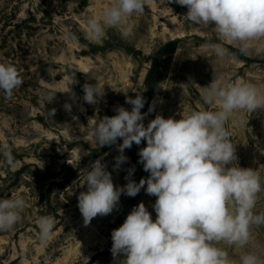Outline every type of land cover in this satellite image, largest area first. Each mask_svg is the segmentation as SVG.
<instances>
[{
  "label": "rangeland",
  "instance_id": "374dc122",
  "mask_svg": "<svg viewBox=\"0 0 264 264\" xmlns=\"http://www.w3.org/2000/svg\"><path fill=\"white\" fill-rule=\"evenodd\" d=\"M110 3L0 0V63L16 66L24 81L10 98L0 91V147L6 145L13 157L9 166L0 153V198L19 195L27 202L22 222L11 231H0V264H119L123 256L114 258L111 253L112 230L141 202L155 219L156 198L144 189L135 197L122 194L117 209L87 226L78 208V195L86 191L82 171L98 159L117 187L128 182L129 169L134 168L130 178L137 183L149 175L139 163L146 142L125 149L128 159L116 167L122 140L99 147L91 136L94 121L115 115L119 106L131 110L126 96H143L147 125L157 114L180 119L193 110H211L201 93L213 75L224 82L246 81L264 88V54H243L222 42L229 55L219 59L208 47L220 42L216 34L188 22L187 8L174 0H147L142 15L128 18L131 34L112 28L102 41H91L86 20L99 18ZM169 42L175 47L164 79L147 98L144 80L150 59ZM74 75L77 83L70 85ZM85 83L105 89L97 104L83 100ZM151 105L154 110L149 112ZM228 127L238 164L264 177V109L246 114L243 124L234 118ZM256 211H264V193ZM43 215L56 218L46 243L39 239L37 223ZM253 240L250 250L264 252V226L254 230Z\"/></svg>",
  "mask_w": 264,
  "mask_h": 264
},
{
  "label": "clouds",
  "instance_id": "9594fccd",
  "mask_svg": "<svg viewBox=\"0 0 264 264\" xmlns=\"http://www.w3.org/2000/svg\"><path fill=\"white\" fill-rule=\"evenodd\" d=\"M146 2L111 0L99 18H87L88 38L102 41L112 28L131 34L128 18L142 15ZM174 2L187 8L184 17L188 22L209 27L216 34L220 42L208 47L219 59L229 55L222 42L235 45L243 54H264V0ZM71 79L70 85L77 83L76 75ZM23 83L16 66L0 63V91L6 97ZM202 88L201 100L213 106L211 110H193L180 119L157 114L145 125L147 113L141 111L145 100L139 93L134 99L126 96L131 110L119 106L115 115L92 125L91 136L97 146L122 140L116 167L127 161L125 149L146 142L139 151V163L149 175L138 183L130 178L133 168L125 177L128 182L115 186L99 159L90 170L82 171L86 191L77 199L85 226L117 209L122 194L135 197L144 189L156 198L152 205L155 219L141 202L112 230L111 253L114 258L123 256L119 264H264V252L250 250L254 230L264 226V211H256L264 193V177L256 169L238 164L228 127L234 118L243 124L246 114L264 109V88L246 81L224 82L218 75ZM83 92V100L94 105L105 89L85 83ZM65 108L70 110L71 105L65 104ZM153 110L151 105L148 111ZM0 153L11 166L13 157L6 145L0 147ZM26 206L23 196L0 198V231H11L21 223ZM37 223L39 239L46 243L53 235L56 218L43 215ZM229 249L238 254L234 257Z\"/></svg>",
  "mask_w": 264,
  "mask_h": 264
},
{
  "label": "trees",
  "instance_id": "16d2710c",
  "mask_svg": "<svg viewBox=\"0 0 264 264\" xmlns=\"http://www.w3.org/2000/svg\"><path fill=\"white\" fill-rule=\"evenodd\" d=\"M175 47L174 42L165 44L161 50L150 59V67L146 73L144 80V88L147 98L153 95L157 86L161 83L165 76V70Z\"/></svg>",
  "mask_w": 264,
  "mask_h": 264
}]
</instances>
